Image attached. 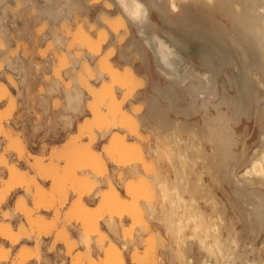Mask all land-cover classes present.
Here are the masks:
<instances>
[{
  "label": "bare ground",
  "instance_id": "1",
  "mask_svg": "<svg viewBox=\"0 0 264 264\" xmlns=\"http://www.w3.org/2000/svg\"><path fill=\"white\" fill-rule=\"evenodd\" d=\"M99 1L100 0H92V3H98ZM85 2L87 3V1ZM109 2H105V9H111L113 7L112 4H114L119 8L120 13L115 17H109L107 15L99 16L102 22L101 25L103 24L102 26H105L109 33L113 35L117 34L118 31H120L119 34L124 33L125 35V31L128 32L127 26L130 24L145 46L153 54L156 70L169 82V84H166L167 86L164 88H158L156 85L157 88L155 89V92L157 98L160 97V99L168 101L170 108H165L166 110L162 109V106L160 107L159 102L157 103V98L155 97L151 99L149 106L150 109H147V111L149 110V113L147 112L148 118L152 121V123L149 122L148 124L149 129L151 128L154 131L153 134H155V137L157 138L156 141L158 140L159 142L161 141L164 143V146L161 142V144L157 143V145L160 144V146H163V149L156 146L153 150L152 153L155 156V161L158 165H161L160 163L162 162L167 163L173 173V178H171V180H169L167 176L160 177L162 174L158 172L154 175L153 183L160 192H158L160 195L157 194L159 196V198L157 196V199H159V203H157L159 212L156 211L158 210V207L155 208L154 205H151L152 203L150 204L145 202V205L147 204V209H145L147 210L148 217L150 219L153 218V220L162 224L164 232L169 236L171 244H173L174 248L169 247V249H171L168 251L166 244L161 245H164L163 247L166 246L165 248L169 252L168 255L171 257L170 259L178 258L182 260L184 257L182 254L183 252H181V246L186 243V238H191V240L194 239L196 244L199 245L197 247L204 249L203 251L206 250L210 253H214L215 251V253H218L222 259H226L230 261V263L232 262V264L236 262L235 260L241 261V264H251L245 258L247 253L245 254L242 251H234L235 249H233V247H237V243L239 242V239L236 240L237 237H234L235 234L232 233V231L231 234L229 233L230 231H226L229 234H226L227 237L223 238L218 225V221L221 222V220H219V218H217L216 221L213 218L206 219V216L202 213L205 216L204 217L200 213L202 210L199 212V209H201L199 208V205L195 208L194 204H196V200H194L195 198L193 199L194 196L190 195L188 200L182 197L180 184L183 183L182 181L187 183L188 180L192 181L190 178L188 179L189 174H192L195 177V182H200V185L202 186V173L201 170L199 171L197 169V166L200 164L201 169L206 168L207 170H211V174L214 175V177L216 174H222L225 182L229 185H232L234 182L241 188L239 190H234V193L236 194L234 195L239 197L238 199L239 201L241 200V203H244L246 200V205L243 204L245 207L243 208L246 212L243 213L245 214V218L247 217L245 220L248 219L249 222L250 220L255 221V225L260 229L264 227V195L261 194V190L260 193H254L252 189L250 190V188L254 185H260L261 187L264 186V133L259 136L258 142L260 145L251 151V139L247 138L248 134L243 132V128L240 129L243 119H246L247 121L251 120L260 107V104L264 103V0L148 1L152 6L157 5L161 7L164 13L169 16L168 21H166L167 19L165 18L166 22H174V20L178 17L177 15L180 13L182 17H178L179 23L189 24L191 22V17L189 16L190 14H188L189 12L186 13L185 11H181L184 8L183 7L181 9V5H188V3H192V5H195L193 8H195V12H198V15H201V12H204V9L206 10V16L201 15L203 16L202 23L188 26L184 25V29L193 30L194 38L205 42V44L210 47L209 53L200 54V59L198 58L200 63L206 66L205 69L207 70L204 71L200 70L198 65L197 67L193 61L189 60L188 57L185 56L175 44H173L174 42L172 43L168 42V40L166 41L154 30L149 19L152 7L147 2L144 3L140 0H113L114 3ZM16 3L18 2H15V4ZM78 6L80 7V5ZM44 7L46 9V6ZM185 8L189 7L186 6ZM101 15H103V13ZM93 24L91 23L90 26L94 27ZM168 24L170 25V23ZM174 24H176V22ZM102 28H97V38L99 37L97 40L92 39V37H90L87 32L83 30L84 28H80L79 25L76 27L75 33L77 32V35L74 34L76 36L74 38L75 46L84 48L89 59H93L99 53L101 46L106 43L108 35L105 28ZM1 36H3L2 33L0 34V40H4V36ZM123 36L118 35L116 39L120 40L119 37ZM59 39H57V41L59 40L57 42L58 45L60 42L63 43L62 38ZM122 39H124V37L121 38V40ZM2 42L3 45L8 44V42L7 44H4V41ZM6 48L8 47L6 46ZM6 51L7 50H3V48L0 47V61L7 55ZM112 54H114V51ZM103 60L104 62L100 61L99 66L94 65V68L90 66L87 61L84 62L85 60L83 63L80 62L82 65H80L79 69L84 74L87 69H96L97 77L95 78V81L101 80V85L99 87H95L91 84H83L81 78L79 76L76 77V80L78 81L77 83L75 80L76 86L74 88L72 87L71 90L66 91L64 94L68 109L73 107L72 109L78 110V107H80L83 102V96L86 94L90 98H93L96 102L105 105L106 113L104 115L100 114L101 111L99 112L96 108L97 105H94L96 107H88L87 110L92 117L85 118L82 124L87 119H90V124H92L91 120H93L94 124H92V127L90 125L88 128H86L87 125L84 126L85 128L83 127V129H81V134L86 133L87 129H89L90 133V129L93 128L103 139L108 134L110 120H114L117 115H120L118 118L119 126L117 128H120V130H124L125 128L131 133V137H134V139L138 138V129L137 127L135 129L134 127L136 124L134 125L133 122L134 126L131 125V115L123 111L122 104H120L122 99H120V101L117 99L113 88L116 87L122 90L128 89L127 92L129 94H127V92L126 94L132 97L135 96L133 94L137 90L135 87H137L138 84L141 86V82L143 80L140 81V79L136 77L129 65H124L123 71H120L111 64L112 61H109V63L106 58ZM5 63L9 68L8 70H17L14 69L15 62L6 60ZM221 69H233L235 71L236 76L234 79H231V76L229 75H225L226 83L230 88L229 91L225 88L224 84H219V80H221ZM22 74L24 75V73ZM5 76L7 77V83L12 88H15V86L11 84V76ZM105 78H107L108 81L110 79V85L109 83H106L107 81L104 82L107 85L102 82L106 80ZM137 78L139 81L138 83H135ZM8 79H10V81ZM79 83L81 85L83 84L84 87H80L78 85ZM52 85H54V83ZM55 85H57L56 82ZM232 92L234 95L233 97L227 96L228 93ZM10 94L11 93L5 83L0 82V101L7 99ZM10 97L15 98L14 95ZM130 97L127 99L129 100ZM183 100L188 103L185 107H181L179 105V102ZM231 104L234 105L232 117L229 115L228 111L225 112L222 109L223 107L228 110ZM7 107L10 110L14 108L12 101L7 105ZM263 111L264 108L261 113ZM167 112L172 113L173 116L167 115ZM198 112H205L206 114H200L201 116L198 120L193 121L192 119H195V115ZM262 116L264 117V114H262ZM258 119L259 118H257V120ZM66 123H68V121ZM130 125L134 127V129L130 127ZM258 126H260V128L263 129L262 131H264V126L261 123ZM2 132L3 128L0 119V133ZM112 135V138H108V145L105 144L106 147L102 145L101 150L96 151L88 148L83 152V164L78 170L87 171V175H91L93 177L91 179L104 177L107 174V168L103 159H109L110 162L114 163L115 156H117L121 158V161H119L120 164H124L125 167H129L128 172L130 177L132 176L135 179V177L139 176V170L137 169L138 165H144V159L140 149L137 148V145H133L136 140L133 144L131 143V145H129L130 143L125 144V139L122 138L123 136L121 137L117 135L118 137H114V134ZM11 147L14 149L11 150V153L15 155L16 160L20 161L23 157L20 142L13 140L11 142ZM207 149H209L208 153ZM35 157L36 156H32V158ZM0 160V170L5 172L7 176L4 180L5 187L0 192V206L5 203L7 198L15 191V189L24 188V195L17 196L13 208L15 213L24 215L29 224V212L27 210L25 196H28L30 189L34 188V197L41 199V191L43 188L37 184L34 179H29L27 174L15 165H10L5 158H0ZM234 164L238 170L237 174H235ZM31 165L40 179L53 181L55 183L54 173L51 168L43 167L41 161L39 160H33ZM239 168H243V171H240ZM75 172L76 171H72V176H75ZM166 178L170 182H167L165 180ZM90 181L92 180L84 179L81 182L76 180L75 183L77 185H82L84 189L89 191L92 189ZM185 184L183 187L184 191L188 186V184ZM189 184L192 186V183ZM168 185H170V187H168ZM200 185L193 186V189H196L197 186L198 189ZM107 186V192L101 196L102 205L107 210V215L105 216L106 218L100 211H98L99 213H95V215L88 213L86 209L89 208L83 203H79L76 206V209L79 212V222L83 228L82 232L79 231L80 233L78 234L79 236L77 241L87 250L89 249L93 238L98 236L101 232L99 225L100 221L104 222V226L110 234L112 233L116 236L118 228L114 219L117 220L123 215L130 218L134 224H137L142 233H145L147 229L143 223V217L139 208H137L135 204H132L134 203V197H132L131 200L133 202L130 201V204H125L123 202V198H129L135 195L133 187L131 185L125 186L123 196L111 183L108 182ZM188 188L189 187H187L186 190H188ZM192 191H190L189 194L192 193V195H195ZM54 192H57V190ZM201 193L203 194V192ZM65 196L66 195H64V197ZM242 199L244 200L242 201ZM212 205L214 207V204ZM155 211L157 212V216L153 217ZM11 218L12 215H8L4 218V220L8 222L6 226L0 227V239L10 242L11 245H17L22 241L28 242L29 239H32V233L27 232L23 227H21L20 233L17 234L9 223ZM186 230L190 232V234H185ZM129 234L130 233L128 231L127 234L126 232L122 233V237L124 239L123 242H126V237H129ZM186 235H189V237ZM157 238L159 241H162L160 236L157 235ZM224 239H228L227 243L223 242ZM62 240L65 244H68V234L64 233ZM156 242H158L157 239ZM160 243H163V241L159 242V244ZM94 244L96 249L99 250L98 252H103L104 236H99L97 240H95ZM125 244H123V246ZM150 247L151 246L149 245V248ZM122 248L124 249V247ZM122 248H118L116 245L111 243L109 249L104 252V264H125L121 250ZM86 255L88 257V264H96L92 261L93 258L89 252H87ZM190 257L189 259H191ZM24 261L25 259H20V261L16 264H24ZM203 262L204 261H202V263ZM204 264L208 263L204 262Z\"/></svg>",
  "mask_w": 264,
  "mask_h": 264
},
{
  "label": "rangeland",
  "instance_id": "2",
  "mask_svg": "<svg viewBox=\"0 0 264 264\" xmlns=\"http://www.w3.org/2000/svg\"><path fill=\"white\" fill-rule=\"evenodd\" d=\"M140 1L144 3L147 2L152 7L151 22L156 32L169 42H174L173 44H175L177 48L185 56L188 57L189 60L193 61L196 66L198 65L199 67H197L200 68V70H207L205 69L206 66L200 63L199 56L200 54L209 53L210 47L205 44V42L194 38L193 30L184 29V25L188 26L197 23H202L203 16H206L207 14L206 10L204 9V12H201V15H203L201 16L200 14L198 15V12H195L196 10L195 8H193L195 7V5H192V3H188V5H181V9L184 7L181 11H185L186 13L189 12L188 14H190L189 16L191 17V22L189 24L179 23L178 17H182L180 13L177 15V19H175L174 22L172 21V24L171 21L166 22L168 21L169 16L164 13L161 7L157 5L152 6L148 2L149 0ZM186 6L189 8H185ZM165 18L167 19L166 21ZM175 22L176 24H174ZM168 23H170V25ZM79 26L82 29L84 28L83 30H85V32H87V34L92 37V39L97 40L99 38H97V28L104 27L108 35L106 42L110 38V33L105 26L94 25V27L92 26L93 28L90 25L85 26L80 24ZM76 27L77 25H68L65 23H63V25H60L59 27H53V39L47 41L42 49L40 48V46H38L37 55L40 59H42V62H33L34 67H36L37 69L35 73L37 75H42L43 81L49 84V86L48 89H46L44 86H40L37 90V94H34L31 91L30 85H28L25 91V95H27L29 98V105L27 106L26 102H24V92L22 91V87L24 88L26 81L21 80L18 74L12 75L6 72L8 66L5 63L6 60L14 62V60H16L18 55L21 53V48H23L22 55L28 56L29 51L27 45L17 43L15 49H11L9 43L7 44V41L0 40V47H2L3 50H7V57L5 56V58L0 61V82L5 83V85L9 89V92L11 93L10 96H15V98L9 96L7 99L0 101V119L3 128V132L0 133V158H5L10 165H15L17 168L25 172L29 179H34L37 184H39L43 188V190L41 191V199H39L38 197H34V188L30 189V193L28 196H25L27 210L29 212V224L26 221L24 215L20 213H15L13 208L17 196L24 195V188L15 189L13 194L10 195L5 201V203L0 206V227L6 226L8 221L4 220V218H6L8 215H12V218L9 223L17 234L20 233L21 227H23L27 232L32 233V239H29L28 242L22 241L17 245H11L10 242L0 239V264H16L20 261V259H25L24 264H88V257L86 255L87 252H89L91 257L93 258V262H95L96 264H104V252L109 249L111 243L113 245H116V247L118 248L124 247V249L122 248L121 250L123 258L125 260V264H204V262H207L208 264H232V262L230 263V261L222 259L218 253H215V251L214 253L212 252L213 254L207 252L206 250L203 251L204 249L201 247H197L199 245L196 244L194 239L191 240V238H186V243L181 246V252H183L182 254L184 258L182 260L178 258L170 259L171 257L168 255V251H170L171 248H174V246L173 244H171L169 236L165 234L164 228L161 223H158L157 221L153 220V218L150 219L147 215V204L145 205V202L150 204L152 203L151 205H154L155 208L158 207L157 203H159V199H157V196L160 195V192L159 189L153 183V178L154 175H156V172L162 174L160 177L167 176L169 180L173 178V173L167 163L162 162L160 163L161 165H158L155 161V156L152 152L156 146L162 148L164 146V143L160 141L163 145L160 146L161 143L158 140L156 141L157 138L155 137V134H153L154 131L151 128V130L149 129L148 124L149 122L152 123V121L149 120V110L147 111V109H150L149 106L151 97L153 95H156V93L154 92V87L158 86V88H164L167 85L156 75L153 69V62L148 58L147 53L141 46L139 39L135 36L132 29H130V27L128 26V32L125 30H121L125 31L126 34L128 33L127 35H124V33H120V35V31L115 34L117 36L124 35V39L121 40V38L123 37H119L121 41L116 39V42L117 44H122L124 43L125 39H127L126 47H128L129 51L132 48L137 51L135 53V59L138 61L137 65L133 66L131 64L129 65V67H131L136 77H138L140 81H143L141 82V86H139L140 84H138V86L135 87L137 90L133 94L135 96L132 97L127 95L129 94L127 92L128 89L122 90L115 87L113 88V90L117 99L119 101L120 99H122L120 101V104H122L123 111L131 115V125L134 126L136 124L134 127L135 129L136 127L138 129L137 136L139 140L138 138L134 139V137H131V133L125 128V131L120 130V128H117L119 126L118 118L120 117V115H117L114 120H110L108 134L103 139L101 138L100 134L96 132V130L93 128L90 129V133L89 129H87L88 131L86 130V133L81 134V129H83L84 126L87 125L86 128H88L90 127V125L92 127V124H94L93 120H91L92 124L89 123L90 119H87L82 124L85 118L92 117L90 116V113L88 112L87 108L90 106L93 107L94 105H97V107H94H96L99 112L101 111L100 114L104 115L106 113V107L105 105L96 102L93 98H90L89 96L84 94L82 99L83 102L80 107H78V110L73 109L72 111L67 108L64 94L66 91L71 90L72 87L74 88L76 86V77L79 76L83 84L87 83L95 87H99L101 85V80L95 81V78L97 77L96 69H87L86 73L84 74L79 69L80 65H82L80 62L83 63V61L85 60L84 62L87 61L88 64L94 68V65L99 66L100 61L104 62L103 59L106 58L108 62L112 61L111 64L120 71H123V67H121L119 63L116 64V62L111 59L115 54V49L113 48V46H111L112 48L108 47L107 49H104L103 44L99 53L93 59H89L84 48L75 46L74 38L76 37L75 35H77V32L75 33ZM48 29L49 27L47 25L42 24L37 27V29L35 30V34L38 37ZM57 35L58 37L64 39L62 40L63 43L60 42L61 45H58V43L56 44L55 37ZM117 36L115 37L117 38ZM2 41H4V44L7 45H3ZM6 46L8 48H6ZM111 51H114V54H112ZM16 68L17 64L15 63L14 69ZM148 68H150L151 77L146 78L144 75H138L137 71L142 74L141 72L144 71V69ZM75 70L80 72H77ZM221 70V80H219V84H224L225 88L229 91L230 88L229 85L226 83L225 75H229L231 76V79H234V77L236 76L235 71L233 69ZM5 75L9 76L10 79H12L11 84H13L15 88H12L7 83V77ZM138 78L135 83H138ZM10 79L8 80L10 81ZM105 79L106 80L102 79L104 80L102 82L104 83L107 81L106 83H109L110 85V79L108 78L109 81L107 80V78ZM30 81H33V78L30 79ZM55 82L57 83V85H55ZM53 83L54 85H52ZM83 84L81 85L79 83L78 85L80 87H84ZM51 88L54 89V92L51 91ZM139 90L140 95L136 94ZM52 94H57V96L60 94L62 98V101H60L59 99L53 100V109H59L62 107L66 111L69 110L68 112H70L72 115V119L68 117L66 118V121H68V123H66V127L68 128L66 138L65 140L61 141V137H54V141H51L53 139L52 137L48 139L45 143L42 142V139H40L38 145H36V147H32L30 145L29 137H25L24 131L19 132L12 130L5 123L11 118H13L15 115L20 116L21 112L24 110H27L29 113H31L36 118V122L41 121L44 116L42 111L44 108L43 105L45 104V101L43 99L50 97ZM35 95L38 96V100ZM227 96L233 97V92L228 93ZM129 97L130 99L128 100L127 98ZM10 100L12 101L14 106L12 110L8 109L7 107V105L11 102ZM156 101L157 103L159 102V105L160 107L162 106V109H167L168 107L170 108L168 101L160 99V97H158ZM187 104L188 103L185 100L179 102V105L181 107H185V105L187 106ZM263 108L264 103H261L260 107L258 108L255 115H253L252 119L249 121L243 119L242 125L240 126V129L243 128V132L248 134L247 138L251 139V151H253L260 145L258 139L259 136L264 133V131H262L263 129L258 126L260 125V123L264 126V117L262 116V114H264V111L261 113ZM222 109L225 112L228 111L229 115L232 117L234 105L231 104L228 110L223 107ZM39 111H41L42 113ZM200 114L205 115L206 113L198 112L195 115V119L192 120H198V118L201 116ZM167 115L173 116L170 112H167ZM257 118L259 119L257 120ZM131 125L130 127H132ZM134 127L132 128L134 129ZM112 134H114V137H118L117 135L121 137L123 136L122 138L125 139V144L130 143L129 145H131V143L133 144L136 140L135 144L133 145H137V148L140 149L144 159V165H138L137 169L139 170V176L135 177V179L132 176V178L130 177V174L128 172L129 167H125L124 164H120L119 161H121V158L117 156H115L114 163L110 162L109 159H103V162L106 164L107 168V174L104 177L91 179L93 177L91 175H87V171L78 170L82 167L83 164V152L88 148L99 151L102 149V145L106 147V145H108L109 139L113 136ZM13 140H17L20 142L21 151L23 155L20 161L16 160L15 155L11 153V150H14L11 147V142ZM58 142H63V144L61 146H57L56 144ZM157 143L160 144L157 145ZM208 152L209 149H207V153ZM32 156L36 157L32 158ZM33 160H39L41 161L43 167L51 168L54 173L55 183L57 184H55L53 181L40 179L37 176L35 170H33L32 168L31 162ZM197 169L199 171L201 170L202 173V186L200 185V182H195V177L192 174L188 173V179L190 178V180L192 181L188 180V183L184 181H182L183 183L181 182L182 184H180V189L182 192V197L188 200L190 195L194 196L193 199L195 198L194 200H196V204H194L195 208L199 205V208H201H198L199 212L200 210H202L200 213H203L206 216V219L213 218L216 221L217 218H219L221 222L218 221V225L220 231L222 232L221 234L223 238L227 237L226 234H231V231L235 234V236L234 234L233 236L235 238L237 237L236 240L239 239V242L237 243V247L235 248L231 245L233 249H235L234 251H242L245 254L247 253L245 258L251 264H253L255 261L256 262L254 264H264V227L260 229L258 226L255 225V221L250 220L249 222L248 219L245 220L247 218H245L244 214L246 213L244 210L246 200L244 201V203H241V200L239 201L238 199L239 197L235 196L236 194L234 193V190H239L241 188L234 182L232 183V185H229L227 182H225V179L222 174H216V176L214 177V175L211 174V170H207L206 168L201 169V164L197 166ZM234 169L235 174H237L238 170L235 164ZM239 170L243 171V168H239ZM1 171L2 170H0V192L5 187L4 180L7 177L6 173ZM72 171H76L75 176H72ZM167 178L165 180L168 182L169 180H167ZM75 179L80 182L84 179L92 180L90 181V183L92 184V189L87 191L83 188L82 185H77L75 183ZM108 182L111 183L114 187H116L123 196L125 186L131 185L133 187L135 195L129 198L126 197L128 199L123 198V202L125 204H130L134 201V203L132 204H135L136 207L139 208L143 217V223L145 224V227L147 229L145 233H142L137 224H134V222H132L130 218L123 215L117 220L114 219L118 228L116 236L112 233L110 234L106 230L104 222L100 221L99 225L101 232L98 234V236L93 238L90 243L89 249L87 250L77 241L79 236L78 234L83 231V228L81 226V223L79 222V212L77 211L76 206L79 203H83L89 208L86 209L88 213L95 215V213H99L98 211H100L105 217L107 215V210L102 205L101 196L102 194H105L107 192ZM189 183H192V186ZM184 184H188L187 187H189L190 189L188 188V190H186L187 187L185 189V191L188 192H185L183 190ZM196 185H200V189L198 188L200 191L197 189L198 186L196 187V189H193V186ZM168 187H170V185H168ZM261 188L263 189L264 186L261 187L260 185H254L252 188H250V190L252 189L254 193H260L262 191L261 194L264 195V189L262 190ZM55 190H57L58 193L54 192ZM189 190H193L192 192L195 195H192V193L189 194ZM201 192H203V194ZM64 195L66 196L64 197ZM132 197H134L133 201L131 200ZM146 199H148L149 201ZM243 200L244 199H242V201ZM212 204H214V207ZM157 209L158 210L156 211L159 212V207ZM156 211L153 217L157 216ZM127 231L130 233L129 237H126V242H123L124 239L122 237V233L126 232L127 234ZM226 231L230 232L228 233ZM64 233L68 234V244H65L62 240ZM185 234H190V232L186 230ZM157 235L160 236L163 243L159 244V242L162 241L158 240ZM99 236H104L103 252H98L99 250L96 249L94 244L95 240H97ZM186 236L189 237V235ZM156 239L158 242H156ZM227 240L224 239L223 242L227 243ZM148 243L151 246L150 248ZM123 244L125 245L123 246ZM161 244H166L168 247V251L165 248L166 246L163 247L164 245L162 246ZM169 247L171 248L169 249ZM189 257L191 259H189ZM202 261L204 262L202 263ZM235 261L236 262L234 264H241V261Z\"/></svg>",
  "mask_w": 264,
  "mask_h": 264
},
{
  "label": "crops",
  "instance_id": "3",
  "mask_svg": "<svg viewBox=\"0 0 264 264\" xmlns=\"http://www.w3.org/2000/svg\"><path fill=\"white\" fill-rule=\"evenodd\" d=\"M85 1H87V3ZM15 2H18V3L15 4ZM105 2L114 3L113 0H100L98 3H92V0H48V1L46 0H3V2L0 5V32L4 34V37L3 36L1 37H3L5 41L8 40L7 42L9 43L11 49H15L16 44L21 43L22 45L23 44L27 45V48L29 51L28 56H23L22 55L23 48H21V53L18 55L17 59L14 60V62L17 64V68H16L17 70H15V72L8 70V68L6 69V72L12 75L18 74L21 80L26 81L24 88L22 87L23 89L22 91L24 92V98H25L24 102H26V106L29 105V98L27 95H25V91L28 85H30L31 91L34 94H37V90L40 86H44L46 89H48V86H49V84L43 81L42 75H37L35 73L36 67H34L33 62H42V59H40L37 55L38 46H40V48L42 49L47 41L52 40L53 39V27H59L61 23L63 24L65 22V24H68V25H80L82 23L81 25H85V26L91 25V23L92 24L94 23L93 25L101 26L102 22L99 16L107 15L109 17H115L116 15L120 13L119 8L115 6L114 4L111 9H108V10L105 9L104 7ZM78 5H80V7ZM44 6H46L47 10L45 9ZM102 13L103 15H101ZM151 15H152V11L149 17L150 22H151ZM67 18H68V21H67ZM82 18H84L85 20ZM42 24L47 25L49 29L45 31L42 35L37 37L35 34V30L37 29V27H39ZM128 27L132 29L135 36L139 39L141 46L147 53L148 58L153 62V69L156 75L165 84H169V82L156 70L154 57L151 51L145 46L141 38L136 34L135 30L130 26V24H128ZM56 37H55V40L57 44V42L60 40L59 38L61 37H58V38ZM57 39L59 40L57 41ZM126 44H127V39H125L124 43L117 44L116 37L110 33V38L103 45V47L104 49H107V47L108 46L110 47L111 45L114 47L115 54L113 55L111 59L114 60L116 63H119L121 67H124V65L128 66L131 64L135 66L137 65V62H138L135 59V53L137 51H135L134 48H132L129 51V49L126 47ZM22 73H24V75ZM137 73L139 76L144 75L146 78L151 77L150 68L144 69V71L141 72L142 74H140V72L138 71ZM32 78H33V81H30V79ZM156 88L157 87H154V92L156 91L155 90ZM51 91H53V88L51 89ZM137 94L140 95V90L137 91ZM155 97L156 95H153L151 99ZM36 98L37 100L39 99L38 96H36ZM54 99H59L60 101H62L60 94L58 96L57 94H52L50 97L43 99L45 101V104L43 105L44 108L42 111L44 116L41 119L40 123H41V127L49 131V133L52 135L53 139L51 141H54V137H61V141H62V140H65L66 133L68 131V128L65 125L67 122L66 117H69L70 119H72V115L70 112L66 111L62 107L59 109H53L52 105H53ZM66 105H67V102H66ZM67 108H68V105H67ZM72 108H69V109L73 110ZM62 144L63 142H58L56 145L61 146ZM12 194L13 192L10 195Z\"/></svg>",
  "mask_w": 264,
  "mask_h": 264
},
{
  "label": "built area",
  "instance_id": "4",
  "mask_svg": "<svg viewBox=\"0 0 264 264\" xmlns=\"http://www.w3.org/2000/svg\"><path fill=\"white\" fill-rule=\"evenodd\" d=\"M5 124L12 130L19 132L24 131L25 137H29L30 145L32 147H36L40 139L45 143L48 139L52 138L49 131L42 128L40 121L36 122V118L27 110L22 111L20 116L15 115Z\"/></svg>",
  "mask_w": 264,
  "mask_h": 264
},
{
  "label": "flooded vegetation",
  "instance_id": "5",
  "mask_svg": "<svg viewBox=\"0 0 264 264\" xmlns=\"http://www.w3.org/2000/svg\"><path fill=\"white\" fill-rule=\"evenodd\" d=\"M220 62V61H219Z\"/></svg>",
  "mask_w": 264,
  "mask_h": 264
}]
</instances>
